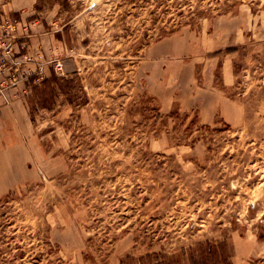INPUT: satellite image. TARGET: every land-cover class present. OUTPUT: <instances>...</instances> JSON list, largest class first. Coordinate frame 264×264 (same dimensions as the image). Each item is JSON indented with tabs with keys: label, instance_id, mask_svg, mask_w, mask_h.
<instances>
[{
	"label": "rangeland",
	"instance_id": "1",
	"mask_svg": "<svg viewBox=\"0 0 264 264\" xmlns=\"http://www.w3.org/2000/svg\"><path fill=\"white\" fill-rule=\"evenodd\" d=\"M0 33V264H264V0H0Z\"/></svg>",
	"mask_w": 264,
	"mask_h": 264
},
{
	"label": "built area",
	"instance_id": "2",
	"mask_svg": "<svg viewBox=\"0 0 264 264\" xmlns=\"http://www.w3.org/2000/svg\"><path fill=\"white\" fill-rule=\"evenodd\" d=\"M21 60H27L25 55L22 59L15 56L12 38L8 34L0 33V100L4 104L10 103L13 96L10 91L18 86L19 78L11 72L16 71L21 65ZM54 70L58 73L62 70L60 62L54 63ZM25 91V88L23 89Z\"/></svg>",
	"mask_w": 264,
	"mask_h": 264
},
{
	"label": "crops",
	"instance_id": "3",
	"mask_svg": "<svg viewBox=\"0 0 264 264\" xmlns=\"http://www.w3.org/2000/svg\"><path fill=\"white\" fill-rule=\"evenodd\" d=\"M189 99L190 98H188V100ZM188 100H186V102H183L181 99L175 100L176 102L172 101L171 108L174 104H176L178 108L180 107L184 108L185 106L190 104L191 101H188ZM0 116H1L0 117L1 119L4 116L9 119L15 118V117H18L20 119H23V118L25 119L26 111L22 103L16 100V101H12L11 103H9V105L0 106Z\"/></svg>",
	"mask_w": 264,
	"mask_h": 264
},
{
	"label": "trees",
	"instance_id": "4",
	"mask_svg": "<svg viewBox=\"0 0 264 264\" xmlns=\"http://www.w3.org/2000/svg\"><path fill=\"white\" fill-rule=\"evenodd\" d=\"M210 253H211V252H210ZM212 253L214 254V256H215L217 259L219 258V254H217L218 252H217L216 250H213ZM127 259H131V260H132L131 257H127L126 260H127ZM223 260H224V259H223ZM124 263H125V260L120 262V264H124Z\"/></svg>",
	"mask_w": 264,
	"mask_h": 264
}]
</instances>
